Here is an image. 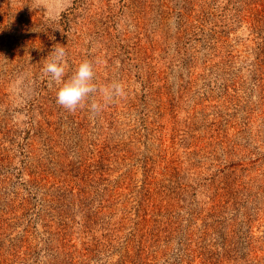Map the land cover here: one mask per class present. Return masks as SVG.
<instances>
[{
	"label": "rangeland",
	"instance_id": "obj_1",
	"mask_svg": "<svg viewBox=\"0 0 264 264\" xmlns=\"http://www.w3.org/2000/svg\"><path fill=\"white\" fill-rule=\"evenodd\" d=\"M0 264H264V0H0Z\"/></svg>",
	"mask_w": 264,
	"mask_h": 264
},
{
	"label": "clouds",
	"instance_id": "obj_2",
	"mask_svg": "<svg viewBox=\"0 0 264 264\" xmlns=\"http://www.w3.org/2000/svg\"><path fill=\"white\" fill-rule=\"evenodd\" d=\"M71 0H64L65 5H70ZM51 51L49 58L44 66V74L57 85H59L56 93L57 103L70 112L76 111L79 107H83L88 103L89 99L97 92L94 82L95 71L93 63L85 59L79 63L74 73L64 79L66 69L68 68L67 54L64 46L57 44ZM123 86L116 82L104 89L105 104L113 95H122ZM100 102L92 99L90 109L94 112L102 110Z\"/></svg>",
	"mask_w": 264,
	"mask_h": 264
}]
</instances>
